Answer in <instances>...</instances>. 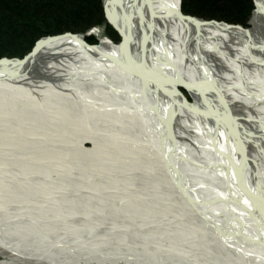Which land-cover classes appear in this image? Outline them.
Wrapping results in <instances>:
<instances>
[{
	"label": "bare ground",
	"instance_id": "bare-ground-1",
	"mask_svg": "<svg viewBox=\"0 0 264 264\" xmlns=\"http://www.w3.org/2000/svg\"><path fill=\"white\" fill-rule=\"evenodd\" d=\"M253 1L257 11L250 20L251 28L244 30L213 20L188 19L195 16L183 13L181 0H110L106 14L121 33L120 43L101 37L96 45H88L83 35L66 32L41 37L24 59L0 60V149L10 160L6 162L33 176L31 186L38 183L41 173H52L63 181L66 175L50 170V163L61 158L74 161L72 166L77 162V169L105 170L115 163L123 168L127 163V169L141 178L128 180L121 168V176L111 180L115 189L119 183L124 188L119 190L136 186L135 191L120 197L128 200H122L128 203L124 211L101 214L113 218L121 231L110 228L93 236L95 240H87L94 245L86 246L89 257L95 254L89 249L96 248L103 254L132 251L142 264H264V230L257 233L251 227L259 221L258 226L264 229V202L259 204L257 198L261 197V175L253 174V165H245L234 155V146L228 140L234 135L241 146H253L247 148V159H264V0ZM259 27L263 32L255 38L253 30ZM197 56H206L208 71L204 61L192 59ZM215 75L221 79L217 86L225 87L224 95L206 92V86L214 89L211 82ZM180 84L190 91L192 104L179 91L181 97L174 92ZM175 121L180 129L173 133ZM143 133L149 134L146 140L151 147L155 143L160 157L162 151L168 157L167 167L161 164L156 151L151 157L148 147H128L126 142L137 140ZM179 135L188 143L180 142ZM153 136L158 138L154 143ZM165 137L174 139L171 148H164ZM86 142L92 147L83 149ZM195 150L198 166L218 171L222 167L226 172L215 175L196 170ZM174 158L179 161L174 162ZM242 169H247L245 183L240 179ZM233 171L247 192L243 197L234 192L240 207L231 206L225 199L234 190ZM185 179L186 185L181 183ZM60 185H43L44 189L61 191L57 195L41 189L48 204L44 206L47 214L39 213L42 219L46 217L39 221L41 224L9 226L7 222L1 228V249L34 259L37 264L63 263L57 257L66 251L65 233L73 230L66 226L72 214L71 202L58 199V195L68 193ZM197 185L213 200L220 197L217 202L225 203L231 216L241 218L247 228L229 222L232 229L224 227L223 220L206 216L205 209L197 205L196 209L192 206L195 215L187 200L193 203L199 197L201 192L194 187ZM96 186L102 188L97 192L104 195L90 194L85 202H76L84 212L81 223L92 229H97L103 219L92 223L89 214L111 207L116 198L106 193V185L97 182ZM249 186L257 188V195ZM19 188L24 191L27 187L23 184ZM179 200L183 204H178ZM244 201L247 205L252 201L256 209L245 207ZM173 203L181 206L182 217L176 216ZM116 206L125 205L117 201ZM61 212L68 216L66 220L57 218ZM245 212L257 217L250 219ZM52 232L62 233L50 235ZM157 240H161L159 250L150 251L152 243H159ZM71 244L73 255L83 256V249L73 241Z\"/></svg>",
	"mask_w": 264,
	"mask_h": 264
},
{
	"label": "rangeland",
	"instance_id": "rangeland-1",
	"mask_svg": "<svg viewBox=\"0 0 264 264\" xmlns=\"http://www.w3.org/2000/svg\"><path fill=\"white\" fill-rule=\"evenodd\" d=\"M250 1L252 2V9L250 11L248 18L244 20V25L240 24V23H227L228 25H230L228 27L234 26L236 28H242L244 30H245V28H247V29L251 28L250 20L256 14L257 7L254 5L255 3L253 0H250ZM109 2H110V0H98L99 6H100V9L103 13V18H104L100 25H90L89 28H87L85 31L74 32L72 34L83 35L84 41L88 45H96L98 43V40L101 37H107L109 40H111L115 44L120 43L122 41L121 33L116 29V27L113 25V23L108 19L107 14H106L107 13L106 12V6ZM181 2L183 4V0H181ZM195 18H197V19L200 18L203 21H209L208 19L201 18V17L195 16ZM213 21H216V20H213ZM216 22H218V21H216ZM220 22L226 23L225 21H222V20ZM256 30H258V31H256ZM262 32L263 31L260 30V27H259V29H254L252 34L255 38H257L260 35V33H262ZM8 33H10V32H8ZM63 33H66V32H62L59 34H63ZM69 33H71V32H69ZM54 35H58V34H54ZM40 38H41V36L38 37L34 41L32 48L34 47V45L36 44V42ZM185 47H186V45H184V48ZM32 48L27 53H25L22 56V58H17V59H24L31 52ZM190 50L193 51L192 48H190ZM202 53L203 52H201V55L204 54V53L203 54ZM183 57H184V61H183V58H181V61H183L182 63H185L186 58L184 55H183ZM205 57L204 56H202V57L197 56L196 58L192 57V59L195 61L196 60L197 61H204L205 66H206L207 71H208L209 62H208V59ZM4 58H6V57H4ZM4 58H0V60L4 59ZM6 59H8V58H6ZM9 59H11V58H9ZM167 64H168L169 68H172V65L170 63H167ZM191 65H193V64H191ZM201 71L203 72V70H200V72ZM220 82H221V79L218 76L216 77V75H215V77L212 78V82H211L212 83L211 86L214 89H212L211 87H207V86L205 87L204 86L207 94L208 95L209 94L214 95V93L216 91H218L220 95H224L225 87L220 88L217 86L218 83L220 85ZM178 91L182 94V96L184 97V99L186 100V102L188 104H190V103L192 104L194 102L193 96L190 94V91L187 89L186 86H184L182 84L176 85V90H174V92L176 94H178L179 97H181V95ZM207 94H204V95H207ZM161 95H163V97H165L164 94H161ZM165 99H166V97H165ZM232 106L234 107L235 105H232ZM229 111H232V110L229 109ZM177 117L179 118V116H177ZM174 124L176 126H174L175 132H173V133H176L180 129V127H179L180 124L177 121H175ZM1 127L2 126L0 125V128ZM148 129H149L150 134H151L152 132H151L149 127H148ZM151 129L153 130V128H151ZM138 130H139V128L136 127L135 132H138ZM145 134H146V131H145ZM179 136H178V140L180 142H187V141H185V137H183L181 135H179ZM148 138H149V134L146 136L143 133V135H141V137H139V136L137 137V140L132 139L129 142H126V144L131 149H132V147L135 149L137 147L140 148V145L141 146L143 145L144 147H148L150 156L154 157L155 151L157 152V150H158V148H156V146H155L154 141H156V139L158 140V138H156V136L152 137L153 143H154L153 147H151V144H149L147 142L146 139H148ZM165 138L167 139V142H165L166 146H164V148L167 149V145L170 146L172 143V140H174V139H171L169 137L168 138L165 137ZM235 138H234V135L233 136L231 135V137L228 139L229 143L234 146V149H235L234 155L239 156V158L241 160L245 161V165H247V166L253 165V171H252L253 174L255 173L258 175L260 172L261 178L259 179L260 182H259V187H258L260 189H258V192L260 193L261 197L259 198L257 195V190H256L257 188H253V187L251 188L249 186V189L251 190V192L253 194L257 195L259 204H262V201L264 202V159L262 160V157H260V156L255 157L256 159L254 158L256 160V162L254 161V159L253 160L247 159V156H248L247 155L248 154L247 148L252 149L253 146H251V145L241 146L239 140L235 139ZM150 141H151V139H150ZM156 145H158V144H156ZM91 147H92V144L90 142H86V143H84L83 149H89ZM243 147H245V150L243 149ZM169 148H171V146ZM2 152L3 151L0 149V162L1 163L3 162V168H0V230H2L3 228L6 227L7 222L10 223L9 226H12L13 224H17V223H23L24 225H26L28 223H37V224L40 223L41 224V222H39V221H45L46 217L42 219L39 215V213L41 214V213L45 212L47 214V212H48V210L46 208H44V206H48V204L45 202L46 198L43 197V196H45V194H43L41 192V189H44L43 185H46V184L61 183L60 187L62 188V191L68 192V193L63 194L64 196L58 195V199L59 198H61V199L65 198L66 200H69V203L71 202L70 204H71L72 214L70 217H68L67 215L63 214L64 212H61V213H59L60 217H57V218L59 220H66V216H67L68 217L67 219L69 220L70 223H67L66 226L68 228L70 227V229H72L73 232L72 233L68 232V234L65 233V235L68 236L67 238H65L66 242L64 243V245H65L64 249L66 251H64V253L62 255L57 257L58 260H60V262H63L62 264H142V263L137 261V258H136V256L133 255L132 251H131L132 254L128 253L125 250H117L116 252H109V253L103 254V253H100L99 249L95 248V249H89L93 253H95V254H93L94 256L89 257V255H87L85 253L87 245L90 248L91 247L94 248V245L91 246V244H89L87 242V240L88 241L95 240V239H93L94 238L93 236H100V235H102V233L110 231V228H114V229L121 231V229L118 228L116 226V224H114L112 222L113 218L109 219L108 217H105V216H108V214L110 212L115 211L116 209H117V213L124 211L123 209L126 207V204H128L125 202H128V200H126L125 197L120 199V197L127 195L128 192H129V195H131L135 191L136 186H125V189H127V190H119V188L124 189L123 186L120 185L119 183L118 184L116 183V185H115L118 189H115L113 185H110L111 180L113 181L114 179H117L121 176L122 173L119 170L122 168L121 164L115 163V165H113V163H111V165H113V166H110L109 169H105V170L92 169V168H86V167H84L83 169H77L76 168V166L78 165L77 162H76V166H72L71 163L73 164L74 161L69 163L68 159L61 158V159H57L55 161H52L50 163V168H51L50 170H52L54 172L57 171V172H60L61 174L66 175L65 177L62 178L63 181L55 179L56 176H54V175L51 176L52 173H48V175L45 173H41L40 174L41 178H38L39 179L38 183L31 186L30 181L33 180V176L28 177L23 171H20L21 169H19V167H17L16 165H11V164H9V162H6V161H10V160H9V158H6L7 155H3ZM169 152L173 153L172 150ZM195 152H196V157H195L194 161L197 163V165L195 166L196 168L195 167L194 168L196 170H201V169L207 170L211 173L213 172L215 175L219 174V171L224 172V173L226 172V170L224 171L222 169V167L220 168L221 170L218 171L216 168L208 169V168H205L204 166H198L200 164L199 158H197L199 155L197 153V150H195ZM170 153L168 156L171 155ZM157 154H158V152H157ZM178 156H181V155H178ZM158 157L160 159L161 164L162 165L165 164V166L167 167L168 157H166V155H164L163 151L161 152V157L159 154H158ZM178 161H179V158H174V162H178ZM182 162L185 163V161H182ZM187 162H189V161H187ZM249 162H251V163H249ZM191 163H193V162H191ZM126 164L124 165L125 167H123L126 169L122 168L124 173H127V174H125L127 176L126 179L132 180V178H136L137 180H140L141 178L139 177L138 173L133 174V171L130 168L127 169ZM68 166H71V167H68ZM190 166L192 167L191 164H190ZM169 169L171 170V168H169ZM246 170L242 169V171L239 172L240 177H241L240 179L243 181H244L243 176L245 177ZM233 175H234V177H236V175H238V174L234 173V171H233ZM50 176H51V178H50ZM253 178H254V176H253ZM257 178H258V176H257ZM50 180H54V181H50ZM239 180H238V177H236L233 180V182H234L233 193L229 194V196H226V198H225L226 202H228L231 206L232 205L237 206V207L239 206V204H237V202H236L237 195L234 192H238V194L242 197H243V193H245V195H247L246 190L244 192V186H242V184L239 183ZM249 181H250V183L252 182V185L255 187V184H253V181L251 179H249ZM97 182H99V185H106L108 187V189L106 190V193L107 194H109V193L114 194V195H116L115 196L116 198L113 199L111 207L107 206V207H105V209L100 210L99 211L100 214H99V212L96 213V215L94 213L89 214V216H90L89 218L93 220L92 223H96L97 221L99 222V220L103 219L102 221L99 222L97 229H95V228L92 229L90 227L87 228L85 226L86 225L85 223H81L84 219V212L80 208H78L79 206L77 205V203L85 202L86 197L90 194L95 195V196H96V194L104 195L103 192L98 193L102 190V188H99L98 186H96ZM185 182H186V179H185V181H181V183L186 185L187 182L186 183ZM72 183H74V184H72ZM244 183H245V181H244ZM23 184H25V186L27 187L26 190H24V191H22V189L19 188ZM34 187H35V190L33 192ZM194 187H195V191L198 190L201 192V187L199 185L194 186ZM232 187L233 186L231 185V188ZM175 189L180 194V191L178 190V188L175 187ZM44 190L52 191L54 195H57L59 192H61V191L56 190V189L51 188V187H47ZM30 191H31V194H30ZM26 192H28L29 195L26 194ZM190 193L191 192H189V194ZM239 195H238V197H239ZM192 197H193V195H192ZM219 199H220V197H217V198H215V200H213V198L211 196H207L202 191L199 194L198 198H195L194 200H192L193 203H191V201H188L187 199L186 200L189 203V207H191L193 211L197 205V206H199L200 210H201V207H203L205 209L206 216L211 217L212 219L217 218V219L223 220V222H221V224H223L222 226H224V227L227 226L230 229H232L230 227L229 223H233V224H237L238 228H240V229H243L244 227L247 228V226L243 225V221L241 218H239V216H238V218L240 220L231 216L232 213L230 214L229 209L224 205L225 203L217 202V200H219ZM122 200H124L125 202H123ZM117 201H118V203L124 204L125 206L124 207L116 206ZM179 202L180 203H178V204H183V202L181 200H179ZM50 204H52V202H50L49 205ZM178 204L173 203V209L177 210L176 216H179L181 214V213H179V212H181V209L179 208L180 205H178ZM243 204L246 205L245 207L250 205L251 207L256 209L255 204H253L252 201H251V203L249 202L248 205H247V203H245V201L243 202ZM39 205H41V206L38 207ZM223 208H225V209H223ZM240 209H243V211H247L245 208H242V207ZM75 211H77V212L75 213ZM194 213H195V215H197V213L195 211H194ZM247 213H250V210L247 211ZM247 213L245 212V214L247 216H249L250 219L254 220V218L257 217V216L253 217L254 216L253 213L251 215L247 214ZM101 214H104L105 216H103ZM121 216H123V215H121ZM179 217H182V216H179ZM85 218H87V217L85 216ZM48 219L50 220L53 218L48 217ZM205 220L208 221V219H205ZM202 221H204V220H202ZM92 223L90 222L88 225H91ZM258 223H260V222L255 221L251 225V227L253 228V231H257V233H261L264 229L261 226V224H260V226H258ZM261 223H264V221L262 222V219H261ZM112 225H114V226H112ZM151 225H153V224H151ZM118 226H120V225H118ZM75 228H77L81 231L80 232L74 231ZM238 228H236V229H238ZM82 231H84V232H82ZM234 231H236V230H233L230 232H234ZM114 232L115 231L112 230V233H114ZM61 233L60 232H57V233L52 232L50 235H54V234L59 235ZM88 236H90V237H88ZM71 241H73L75 243V246L78 245L81 247V249H83L82 250L83 256L77 258V254L73 255V253L71 251L72 250L71 249V247H72ZM157 241L159 243H152L151 245L149 244L150 245V247H149L150 251L153 249L159 250V248L157 246H159V244H161V240H157ZM79 242H81V244ZM243 243H244V247H245V240H243ZM2 261L4 263L6 262L8 264H37L38 263L34 259H31V260L30 259H24L20 256H16L14 253H12L8 250L0 248V264ZM156 261L158 262V261H160V259L158 258ZM41 264H45V263H41Z\"/></svg>",
	"mask_w": 264,
	"mask_h": 264
},
{
	"label": "trees",
	"instance_id": "trees-1",
	"mask_svg": "<svg viewBox=\"0 0 264 264\" xmlns=\"http://www.w3.org/2000/svg\"><path fill=\"white\" fill-rule=\"evenodd\" d=\"M251 9L250 0H183L182 4L183 13L243 25ZM103 19L98 0H0V58H22L40 36L83 32Z\"/></svg>",
	"mask_w": 264,
	"mask_h": 264
},
{
	"label": "water",
	"instance_id": "water-1",
	"mask_svg": "<svg viewBox=\"0 0 264 264\" xmlns=\"http://www.w3.org/2000/svg\"><path fill=\"white\" fill-rule=\"evenodd\" d=\"M187 18H188V19H194V20L197 19V18H189V17H187ZM228 26H230V25H228Z\"/></svg>",
	"mask_w": 264,
	"mask_h": 264
},
{
	"label": "flooded vegetation",
	"instance_id": "flooded-vegetation-1",
	"mask_svg": "<svg viewBox=\"0 0 264 264\" xmlns=\"http://www.w3.org/2000/svg\"><path fill=\"white\" fill-rule=\"evenodd\" d=\"M217 21V20H216ZM218 22H220V21H218ZM227 23V22H226Z\"/></svg>",
	"mask_w": 264,
	"mask_h": 264
}]
</instances>
